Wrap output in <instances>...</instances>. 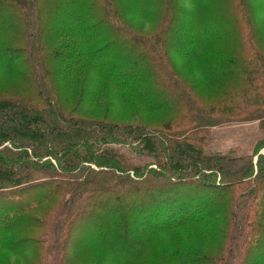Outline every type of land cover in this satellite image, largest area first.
Returning a JSON list of instances; mask_svg holds the SVG:
<instances>
[{
	"label": "trees",
	"instance_id": "1",
	"mask_svg": "<svg viewBox=\"0 0 264 264\" xmlns=\"http://www.w3.org/2000/svg\"><path fill=\"white\" fill-rule=\"evenodd\" d=\"M251 1L264 4V0H245V4ZM61 2L0 0V10L13 8L0 20V264H48L50 255H57L61 264H76L71 260L69 236L83 217L90 219L81 221L83 229L97 227L96 235L113 232L116 239L126 241L131 223L127 205L138 209L139 220L152 224L136 226L135 235L159 241L158 247L166 236L180 242L179 247L168 248L177 264H264V199L255 201L260 190L264 198V153L258 156L255 169L251 157L242 154L205 153L202 136L198 137L212 120H221L220 114L234 115L238 102L244 106L253 101L249 97L212 99L218 92L205 89L215 72L210 68L216 65L219 77L234 79L244 74L260 79L254 67L264 58L256 59L258 50L253 44L245 46L246 50L237 51L242 63H234L232 51L219 49L226 41L206 33L212 17L204 22L198 11L191 10L177 35L185 42L179 47V58L198 64V79L189 82L166 63L170 55L165 49L146 46L143 36L117 16L112 0H86L84 6ZM68 10L80 12L82 18L69 16ZM68 18L71 27L63 28ZM102 20L112 25L97 28ZM176 23L173 16L163 20L158 37ZM121 33L141 48L115 52L112 43ZM191 43L193 47L187 46ZM190 110L204 112L206 117L177 123L178 115L186 119ZM157 111L172 115L156 118L164 122L163 128L133 123L148 121ZM257 111L264 112V107L244 109L243 114L249 117ZM123 146L140 158L153 156L156 168L150 166L155 164L152 159H145L143 168L130 163L131 157L120 151ZM131 169L142 180L130 177ZM210 169L220 175L221 185L195 181L202 190L196 195L191 186H174L183 179L205 176L203 172ZM134 179L144 182L140 189L148 191V182H163L159 201L151 206L128 202L127 183ZM243 184L250 195L247 202L239 193ZM231 186L238 188L232 192ZM107 191L112 198L104 204L101 196ZM243 202L246 213L239 215ZM96 210L102 213L95 214ZM237 218L256 230V237L246 240V250L236 247L235 237L226 242L231 222ZM190 235L199 238L198 246L182 247ZM257 245L261 248H256V254L249 253ZM118 253L103 254L89 264H102Z\"/></svg>",
	"mask_w": 264,
	"mask_h": 264
},
{
	"label": "rangeland",
	"instance_id": "2",
	"mask_svg": "<svg viewBox=\"0 0 264 264\" xmlns=\"http://www.w3.org/2000/svg\"><path fill=\"white\" fill-rule=\"evenodd\" d=\"M32 1V0H30ZM53 1V0H52ZM59 1V0H58ZM113 7L118 9L117 16L121 18L127 25L133 29L138 34H141L146 46H159L161 50H166L170 55L169 62H166L169 67H173L176 69L177 74L189 81L194 82L198 78V73L195 67H198V64L195 62L192 64H187L180 56L179 47L182 48L184 46V41H180L178 35V31L180 27L186 23V19L191 15V10L194 12L198 11V15L202 18V21H207L206 17H212L207 24L206 33L212 34L214 38H217L220 42H225V45H221L219 49L230 50L234 53V63H242L243 57L239 56L240 53L237 51L246 50L245 46L254 45L253 47L258 50V55L256 59L264 58V4L257 3L251 1L250 4H245V0H169L170 4H166V0H112ZM72 4L76 5H86V0H62L61 4ZM59 3V2H58ZM23 5H25L23 3ZM6 9L0 10V20L3 16H7L8 12H12L13 8L10 6L5 7ZM194 9V10H193ZM10 10V11H9ZM88 15L92 14V11L84 9ZM69 16L75 15L77 18H82L81 13L78 11L68 10ZM122 13V14H121ZM165 15L163 16V14ZM205 14H207L205 17ZM173 16V18L178 22L173 26L170 30L165 32L162 37H158V30L163 29L164 25H162L163 20L169 19ZM4 21V20H3ZM43 20H41L42 22ZM72 22L71 18H68L66 23H64L63 28L71 27L70 23ZM256 22V23H255ZM56 23H59L56 21ZM101 25L97 26V28H107L110 27V20H105L100 22ZM33 24L31 23L27 25L28 30L31 31L33 29ZM226 24V26H225ZM260 27V30H259ZM49 33V32H48ZM252 33V35H251ZM237 35L236 37H234ZM222 36H224V41L222 40ZM232 36L234 37L232 41ZM232 41V42H231ZM229 42V43H228ZM216 45V42L213 46ZM112 46L114 47L115 52H133L136 49H140V45H135L128 36L121 33L119 36H116ZM189 47H193L194 44H187ZM260 49V51H259ZM179 51V52H178ZM263 53V54H262ZM166 60V58H164ZM211 64L215 65L214 62ZM172 65V66H171ZM180 69V70H179ZM210 69L215 70L213 75L210 76L211 82L207 85L205 89H208L210 92H218L212 94L211 97L214 100L227 99L231 100L232 98L238 97H249L252 98L253 101L249 102V105H244L240 102L237 103L238 108L232 109V113L220 114L221 120L215 121L212 120L207 127H205V131H201L198 134V137L202 136L203 151L207 154H242L245 158L251 157L253 164L255 165V169L257 168L256 162L258 156L264 153V146L259 148V144L264 143V112H254L252 116H244V109L251 110L254 107L260 105L261 108L264 107V62H257L254 69L256 73H261L257 79V77L252 78V76H245L242 74V77L232 78L231 76H221L219 77V68L215 65ZM249 75L250 71L245 70ZM190 75H193L190 77ZM250 84V85H249ZM206 92V90H205ZM202 100L205 99V95H199ZM257 97L259 100H257ZM214 114V113H210ZM216 115V114H214ZM155 117H151L148 121L143 120H134L133 123H143L150 128L157 129L163 128L162 121L157 122L156 118H165L171 117V113L169 111H157L153 114ZM187 118L183 119L181 115L177 117V123L181 120L189 121L195 123L193 121H202L206 114L204 112L190 110L186 115ZM193 120V121H192ZM180 125V124H178ZM173 129V126H169ZM182 128V125H180ZM197 137V133H195ZM126 146H123L120 151H124L127 155H129L130 163H135L137 165H142V168L145 164V159L151 160L152 163L150 166H156L155 158L153 156H145L141 157L134 152H131L128 149H124ZM256 150V151H255ZM255 151V152H254ZM161 157V156H160ZM264 160V158H263ZM264 162V161H263ZM156 168V167H155ZM88 170V169H86ZM142 171V170H141ZM212 170H207L205 176L200 175L195 180L192 179H183L180 180L178 185L182 187L191 186L189 189L193 191L195 195L198 194L202 190H198L199 185L195 184L199 181L201 183H208L210 181L216 182V184H222L220 175H213ZM144 173H147V170H144ZM135 171L133 169L130 170V177H138V179L142 180L141 176H135ZM199 176V175H198ZM214 178V179H213ZM161 179V178H159ZM157 179V180H159ZM137 181L136 179L131 180L127 183V187L130 188V192L127 193L128 202L132 201H142L146 202L147 206H151L155 201H159V189L160 184L163 182L152 181L148 182V186H150V190L140 189L143 186L144 182ZM249 184V183H248ZM254 186L253 183H250ZM124 185V184H123ZM224 185V183H223ZM247 184H243L239 188L242 190L239 192L241 194L240 197L243 196V201H249L250 195L245 192ZM172 186V187H174ZM202 188V187H200ZM204 188V187H203ZM237 186H231L232 192H235ZM205 189V188H204ZM105 190H101L100 193ZM117 193H121V191L117 190ZM135 191V192H134ZM147 191V192H146ZM260 196L257 197L255 201L259 199H264L262 196V190ZM108 192V191H107ZM238 193V194H239ZM237 195V193H235ZM116 195L117 194H112ZM228 197V195H227ZM112 196H110V192L107 194H103L101 196L102 202L104 204H109L111 202ZM237 200V196L235 197ZM242 204L241 209H236L239 215L245 214L243 212L246 208L244 203ZM103 205V204H100ZM126 212L128 214L129 219L131 220L130 228L127 229L128 236L126 241H122L116 239L114 233L111 232L107 235H96L97 227L94 229H83L81 226V221L85 223L90 220L87 217L79 218L77 224L73 226L69 240L73 242L72 248L69 250L72 253L71 260L76 264H89L94 258L99 257L106 253H111L112 251L119 250L121 253L116 255L115 259L108 260L107 262H103L102 264H154L156 262H160L162 259H165V264H177L175 262L176 257L172 256L169 252L168 248L170 247H179L180 242L177 244L176 240L168 239L166 236L165 239L161 242L159 247L157 244L159 241H155L152 239H148L145 234L135 235L136 229L139 226L149 227L152 224L146 223L142 219L139 220L140 213L137 208L131 207L127 205ZM255 208V207H254ZM253 208V210H254ZM262 209V207H261ZM95 214H101L102 212L96 210ZM93 213V215H94ZM163 216V215H162ZM157 220V219H156ZM77 226V227H76ZM95 227V225H93ZM138 226V227H136ZM256 230L251 226H245L243 221L240 222L237 218L235 221L231 222V229L228 232L226 242L230 244L229 239L231 237H235V245L236 247H241L246 250V246L249 242L246 240L254 239ZM158 233H156L157 235ZM134 236L135 240L132 241V237ZM202 234H197V237ZM192 239L191 235L189 239H185L184 243L181 245L182 247L188 245V247L198 246L199 238ZM169 241V242H168ZM168 242V243H166ZM174 243L170 245V243ZM205 243V242H203ZM233 243V242H232ZM261 247H264V242ZM246 244V245H245ZM118 247V249L115 248ZM261 247L254 246L249 253L253 255L256 254V248L259 249ZM55 249L58 250V254H61V250L59 249V244ZM264 249V248H263ZM261 249V250H263ZM261 251H258L259 255ZM248 254V253H247ZM244 255V254H242ZM69 254H66V257H69ZM244 259H238V263ZM61 264L58 261V256L56 255L54 258L52 255L48 256V264ZM71 263V261H70ZM65 264V263H64ZM72 264V263H71Z\"/></svg>",
	"mask_w": 264,
	"mask_h": 264
}]
</instances>
